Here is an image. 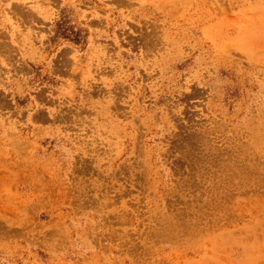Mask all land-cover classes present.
<instances>
[{
	"label": "rangeland",
	"instance_id": "374dc122",
	"mask_svg": "<svg viewBox=\"0 0 264 264\" xmlns=\"http://www.w3.org/2000/svg\"><path fill=\"white\" fill-rule=\"evenodd\" d=\"M0 264H264V0H0Z\"/></svg>",
	"mask_w": 264,
	"mask_h": 264
}]
</instances>
